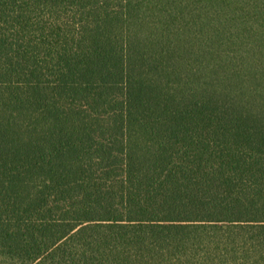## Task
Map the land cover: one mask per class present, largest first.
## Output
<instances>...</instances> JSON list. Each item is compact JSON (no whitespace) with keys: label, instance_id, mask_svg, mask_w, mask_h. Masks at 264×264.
I'll use <instances>...</instances> for the list:
<instances>
[{"label":"trees","instance_id":"16d2710c","mask_svg":"<svg viewBox=\"0 0 264 264\" xmlns=\"http://www.w3.org/2000/svg\"><path fill=\"white\" fill-rule=\"evenodd\" d=\"M0 264H264V0H0Z\"/></svg>","mask_w":264,"mask_h":264}]
</instances>
